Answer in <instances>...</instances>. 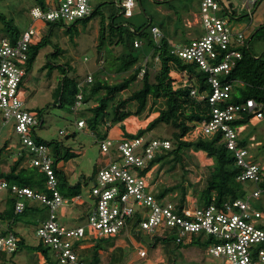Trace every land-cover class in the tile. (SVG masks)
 <instances>
[{"label":"built area","instance_id":"built-area-1","mask_svg":"<svg viewBox=\"0 0 264 264\" xmlns=\"http://www.w3.org/2000/svg\"><path fill=\"white\" fill-rule=\"evenodd\" d=\"M122 13L133 15L137 0H116ZM233 0H201L200 20L203 33L184 45L173 47V52L184 59L195 62L208 74L210 92L200 99L211 105L210 117L199 123L197 128L203 135L220 134L225 146L234 153L236 164L241 168L238 179L254 182L256 187L244 197L229 199L222 203H199L196 200L178 201L159 197L142 171L164 149L171 147L167 138H152L147 134L124 138H105L100 141L101 150L109 155L110 161L101 167L91 188L94 203L87 214V227H69L58 220L57 211L72 202L58 189L55 160L49 147L39 143L34 135L44 119L27 107L20 87L27 73L25 66L28 50L32 43L41 39L40 30L34 26L21 32L12 41L9 36L0 38V111L3 124H11L25 149L31 163L45 172L47 191H37L28 186L10 184L0 180V192L6 190L17 197L15 212L22 213L27 200H37L46 206L49 216L38 227L41 240L56 252L59 264H87L80 250L89 232L97 236H113L126 231L145 230L150 234H164L167 228L177 234L178 242L187 233L203 235L208 241V251L221 258L226 264H264V187L263 168L255 162L249 148L240 143L238 126L235 122L249 115L264 118V101L248 98L243 102L232 101L233 83L223 80L243 59L241 47H248L246 35L235 29L227 15L234 14ZM259 0H245L243 6L253 15ZM93 0H45L44 5L31 9L34 19L45 23H75L91 17L96 11ZM133 29V27H131ZM156 39L162 37L157 26L152 28ZM142 40H136L140 46ZM148 57L144 60L139 77H143ZM158 60V57H157ZM93 81L90 73L85 82ZM82 83L80 84V86ZM192 94L197 96V90ZM83 105L82 89L76 96L73 109L78 112ZM78 127L85 120L77 121ZM63 133V131H61ZM20 238L13 232L0 236V250L11 253L18 248ZM145 257L147 251L139 250Z\"/></svg>","mask_w":264,"mask_h":264},{"label":"rangeland","instance_id":"rangeland-1","mask_svg":"<svg viewBox=\"0 0 264 264\" xmlns=\"http://www.w3.org/2000/svg\"><path fill=\"white\" fill-rule=\"evenodd\" d=\"M233 1H235V13L226 14V17H229L234 28L246 33V41L249 40L252 51L258 55L263 54L264 0H259L258 6L252 9L253 15H250L246 6H243L245 0ZM37 2L38 0H0V13L4 16L3 19L0 17V38L9 35L10 30L6 29L7 24L21 31L28 29L34 20L31 9L39 5ZM93 2L98 7V14L87 23L58 24L56 26L46 23L41 30V36L46 37L49 41L42 45L33 64L29 65L28 61L26 62L27 73L22 82L23 92L25 91L28 98L27 107L31 111L42 112L40 114L43 116L44 122L43 126L37 129V133L43 139L51 142L49 149L54 160H56L57 144L60 146L61 156L66 153V150L71 151L72 157L68 160L61 157L58 160V167L70 176L72 184L80 181L83 177L86 178L83 196L91 203H94V200L88 198V193L93 186L91 179L97 175L99 169L98 158L101 156L100 141L102 139L97 138L90 129L77 126V121L81 118L78 113L59 106L58 93L64 76L63 66L66 64L70 66V76L77 77L78 75L80 78H84L89 73L93 74L99 66H102L104 57L97 55L98 38L101 26L107 25L113 19L124 34H126L127 28H131L132 25L138 27L151 22L160 29L162 35L173 42V47L189 43L202 31L201 23L192 25L195 15L199 16L201 0H141V2L137 0L132 16L122 13V9L114 0H93ZM187 20H192V23L189 25ZM150 29L147 27V34L151 33ZM56 50H58V55H53ZM116 51L119 52V48H116ZM159 67L158 61L155 70ZM105 77L111 83L121 80V76H117L113 72ZM140 80L141 77L133 83V88L139 85ZM150 104L142 111L139 118L128 121L129 129L134 130L140 125L144 126L148 119L154 118L158 110L165 106V100L153 102L151 108H149ZM172 130L171 126L160 124L153 131L147 132V135L170 137ZM248 130L255 133L257 140L262 142V145L252 149V153L255 157L257 156L256 161L263 165L264 119L250 123ZM199 131V128H196L187 138L196 139L199 136ZM8 138L13 140L18 136L11 124H3L0 111V147ZM7 152L6 150L0 159V171L9 170L14 162V158L9 157ZM25 154L27 153L25 152ZM212 164L213 160L208 158L204 152L190 149L185 154L183 165L178 163L170 168V163H167L160 169L154 167L148 180L151 187L155 189L154 191L158 192L164 186L181 183V188L175 189L166 197L179 202L196 200L202 204L200 193L206 186ZM249 185L251 187L248 188L247 193L256 187L254 182H250ZM7 194L6 190L0 192V211L4 209ZM31 202L38 203L39 201L32 200ZM46 209L39 218L28 213L24 215L23 219L12 224V232L20 235L22 247L14 256L11 255L12 259L10 258L6 264L45 262L38 257L40 251L33 248L41 242L48 250L47 263L52 264V262L58 261L54 249L45 244L37 234L39 225L45 220L41 221V217L47 219L49 216L48 208L46 207ZM59 210L57 211L58 216ZM47 211L48 215L46 216ZM87 224L88 219L85 218L75 225L87 227ZM172 232L171 228H167L164 234H150L145 230H140L138 233L136 230H130L129 236L119 233L108 237L97 236L89 232L90 238L82 244L81 250L84 249L82 256L85 259H90L92 249L98 246L101 257L100 264H148V261L153 264H226L221 258L209 253L208 241L203 238V235L187 233L183 236V240L178 242L171 238ZM140 249L147 251L145 257L138 256Z\"/></svg>","mask_w":264,"mask_h":264},{"label":"trees","instance_id":"trees-1","mask_svg":"<svg viewBox=\"0 0 264 264\" xmlns=\"http://www.w3.org/2000/svg\"><path fill=\"white\" fill-rule=\"evenodd\" d=\"M44 2L45 0H38L37 3L44 5ZM97 14L98 7L91 17L72 23V25H77L80 22L87 23ZM0 17L1 19L4 18L2 13H0ZM51 24L54 26L66 25L64 23ZM8 26L10 27L8 28ZM154 26L151 22L138 27L132 25L133 29L127 28L126 34H124L114 19L107 25L103 24L98 38L97 55L104 57V64L93 72V81L90 83L85 82L88 74L84 78H80L78 75L77 77L70 76V66L64 65V76L58 93L59 106L75 112L73 106L76 96L82 89L83 105L76 113L85 120L86 128L90 129L99 139H105L117 124L122 129V139L145 135L160 124L169 125L173 128L170 137H151L167 138L171 141V147L158 153L150 166L142 171L143 174L152 172L154 167L160 169L167 163H170V168L178 163L183 165L186 152L195 149L204 152L208 158L213 160L206 186L200 193V199L203 203H222L229 199L244 197L248 188L251 187L250 182L238 179L241 168L236 164L234 153L225 146L221 135L200 134L194 140L187 138L200 122L210 117L211 105L207 99H200L204 92H210L208 74L201 70L197 63L175 54L173 44L167 37L162 35L160 39H156L152 32ZM147 27L151 28V33L147 34ZM6 29L10 30L8 36L12 41H15L22 32L8 24ZM136 40H142V44L136 46ZM48 41L46 37H43L40 41L30 45L27 60L29 65L33 64L42 45L47 44ZM116 48H119V52L116 51ZM241 50L243 51V59L238 62L229 75L223 77V80L232 83L236 81L244 83L243 86H237V93H233L232 101L243 102L248 98L264 101V53L258 58V54L252 51L250 44L248 47H241ZM53 55H58V50ZM147 57L145 74L139 85L133 88V83L138 79L143 62ZM157 57L158 60H156ZM158 61L160 67L155 70ZM111 72L121 76V80L111 83L105 77ZM193 89L197 90V96L192 94ZM161 98L166 100V104L159 110L155 118L137 132L127 131L124 123L127 119L138 116L146 108L149 100L155 103ZM37 111L40 114L41 111ZM251 119L252 116L245 115L235 123L243 125ZM36 131L34 133L36 140L49 147L51 142L38 136ZM8 146L9 141H5L4 145L0 147V159ZM55 153L54 165L59 181L58 189L63 196L74 198L82 192L81 182L70 185L65 173L58 167V160L61 157L66 160L72 157L71 151L66 150V153L61 156L60 146L57 144ZM0 180H6L10 184L19 186H28L37 191H47L45 172L33 165L25 152L18 155L9 170L0 171ZM259 185L264 187L263 172L262 181ZM177 188H181V183L162 187L158 195L159 197L169 196V193ZM17 199L8 192L5 207L0 211V222L9 220V223L7 227H3L0 223V236L12 232V224L23 219L24 215L29 212L28 201H26L24 212H15ZM262 227L264 228V223ZM15 235L18 236V234ZM86 241L84 239L80 244ZM20 247H22L21 238L18 248L10 255L14 256ZM33 248L40 251L46 258L48 257V250L42 242ZM7 254L8 252L0 250V264H5ZM86 260L87 264H100L101 257L98 246L93 249L91 258ZM52 264L59 263L55 261Z\"/></svg>","mask_w":264,"mask_h":264},{"label":"crops","instance_id":"crops-1","mask_svg":"<svg viewBox=\"0 0 264 264\" xmlns=\"http://www.w3.org/2000/svg\"><path fill=\"white\" fill-rule=\"evenodd\" d=\"M116 3H117V1L116 0H114ZM140 2H141V0H139ZM150 1H153V0H150ZM161 1V0H160ZM118 4V3H117ZM234 4H235V2H234ZM119 6V5H118ZM233 9H234V6H233ZM235 10V9H234ZM235 13V12H234ZM34 19V18H33ZM193 21H194V23L192 24V25H194V24H197V23H201V20H200V13H199V16L198 15H195V17H194V19H193ZM187 23L190 25V23H192V20H187ZM31 25H34V26H36L39 30H40V33H41V30H42V28L46 25V23L45 22H43L42 20H39V19H34L33 20V23L31 24ZM30 25V26H31ZM132 27V26H131ZM235 29H237V28H235ZM237 30H240V29H237ZM242 31V30H241ZM244 32V31H243ZM202 33H203V29H202V31H201V33L199 34V36L198 37H200L201 35H202ZM245 33V32H244ZM246 34V33H245ZM6 36H8V35H6ZM166 37V36H165ZM43 37L41 36V39H42ZM197 38V37H196ZM40 39V40H41ZM40 40H38V41H40ZM172 44H173V42L172 41H170ZM188 43V42H187ZM186 43V44H187ZM246 43H248V46H249V40L248 41H246ZM263 54H261V55H258L257 57L259 58V57H261ZM90 74V73H89ZM93 75V74H92ZM139 78V77H138ZM244 85V83L243 82H240V81H236V82H233V87H234V91H233V93H237V86H243ZM23 83L21 84V87H20V91H21V95L25 98V100H26V103H27V100H28V98H27V96L25 95V91L23 92V90H24V88H23ZM161 99H163V98H161ZM161 99H158L157 101H161ZM165 100V99H164ZM149 103H151L150 104V107L149 108H151V106H152V104H153V101L152 100H149V102H148V104ZM148 104H147V106H148ZM165 104H166V100H165ZM164 104V105H165ZM146 106V107H147ZM164 107V106H163ZM162 107V108H163ZM148 108V109H149ZM160 110V109H159ZM159 110H158V113H159ZM36 112H38L37 110H35ZM148 112H149V110H148ZM158 113H157V115H158ZM142 114V112L138 115V116H136V117H133V118H130V119H127L124 123H125V127H126V129H127V131H129V132H137L140 128H143V127H145L147 124H148V122L150 121L149 119H148V121L144 124V126L143 125H140V126H138L136 129H134V130H132L131 128L129 129L128 128V121H133L134 119H136V118H139V116ZM156 115V116H157ZM155 116V117H156ZM154 117V118H155ZM153 119V118H152ZM151 119V120H152ZM262 119H264V118H262ZM255 120H260V119H257V118H252L248 123H246V124H243V125H239L238 127V131H239V140H240V143L242 144V145H244V146H247L248 148H249V151H250V154L252 155V158H253V160L255 161V162H257L256 161V157H255V155H254V153H252V149H254V148H256V147H258V146H260V145H262V142L261 141H258L257 140V138H256V135H255V133H253V132H251V131H249L248 129H249V124L250 123H252L253 121H255ZM86 127V123H85V126L84 127H79V128H85ZM40 128V127H39ZM197 128V127H196ZM195 128V129H196ZM247 132V133H246ZM36 133H37V131H36ZM38 134V133H37ZM94 134V133H93ZM147 134V133H146ZM200 134H202L200 131H199V135ZM95 135V134H94ZM38 136H39V134H38ZM148 136H150V135H148ZM41 137V136H40ZM151 137V136H150ZM106 138H112V139H122V129H121V127H120V125L119 124H117V125H115L114 127H113V129L109 132V134H108V136L106 137ZM103 140V139H102ZM5 141H9V146H8V148H7V155L9 156V157H12V158H14V160L15 159H17V157H18V155L21 153V152H26L25 151V149H22V146L20 145V143H19V139L18 138H15V139H11V138H8V139H6ZM110 161V157H109V155H107V154H105V153H103L102 152V150H101V156L98 158V164H99V169L101 168V167H103L105 164H107L108 162ZM258 163V162H257ZM258 164H260V163H258ZM260 166H262V168H263V171H264V164L263 165H261L260 164ZM98 169V170H99ZM262 171V172H263ZM65 173V175H66V177H67V179H68V182L70 183V185H75V184H77L78 182H81V184H82V192L80 193V194H78L76 197H74V198H72V202L71 203H69V204H65L64 206H62L61 207V209L59 210L60 211V214H59V220H60V222L62 223V224H64V225H66V226H69V227H75V226H79V225H75L77 222H79V221H82V220H84L85 218H86V216H87V214L89 213V211H90V209H91V207H92V205H93V203H91L90 202V200H85V197L83 196V189H84V181H87L86 180V178L85 177H83L80 181H78V182H76L75 184H72L71 182H70V176L69 175H67V173L66 172H64ZM95 175L93 176V178L91 179V180H93V179H95ZM89 179H90V177H89ZM256 186V185H255ZM155 190V189H154ZM156 192H158V191H156ZM88 198H90V199H92L93 200V197L91 196V191H89V193H88ZM32 200H28V204H29V214L31 215V216H36V217H40V216H42L41 215V213L42 212H44L45 210H47L46 209V207H44V205H42L41 203H37V202H31ZM94 202V201H93ZM5 207V206H4ZM45 208V209H44ZM39 215V216H38ZM48 215V211H47V214H46V216ZM42 218V220L41 221H43L44 219H46V217H41ZM8 223H9V220H7V221H5V220H2L1 221V224L3 225V227H7L8 226ZM122 234H126L127 236H129L130 235V231H126V230H124L123 232H122ZM18 236H20V235H18ZM87 242V241H86ZM84 250V249H83ZM83 250H80V252L82 253L83 252ZM92 251H93V249H92ZM39 254H38V257L39 258H42V260H44L45 262H38V264H48L47 263V261H46V257L41 253V252H38ZM87 253V252H86ZM82 255H83V253H82ZM138 256L139 257H141L140 255H139V251H138ZM37 257V258H38ZM10 258L12 259V256L10 255V253H8L7 254V256H6V260H5V264H6V262L8 263V261H10ZM37 263V262H36ZM130 264V263H129ZM148 264H153V263H151V262H149L148 261Z\"/></svg>","mask_w":264,"mask_h":264},{"label":"water","instance_id":"water-1","mask_svg":"<svg viewBox=\"0 0 264 264\" xmlns=\"http://www.w3.org/2000/svg\"><path fill=\"white\" fill-rule=\"evenodd\" d=\"M230 6L233 7L234 4L231 3ZM121 9H122V8H121ZM122 11H123V10H122ZM233 11L235 12L234 9H233ZM171 238H173V239H177V238H178V235H177V234H172V235H171Z\"/></svg>","mask_w":264,"mask_h":264}]
</instances>
